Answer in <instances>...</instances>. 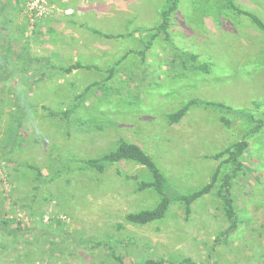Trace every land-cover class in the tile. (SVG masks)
Segmentation results:
<instances>
[{
  "label": "rangeland",
  "instance_id": "obj_1",
  "mask_svg": "<svg viewBox=\"0 0 264 264\" xmlns=\"http://www.w3.org/2000/svg\"><path fill=\"white\" fill-rule=\"evenodd\" d=\"M51 4L34 31L58 28L48 21L56 17ZM174 4L169 30L160 32L162 13ZM89 6L99 9H91L86 22L67 21L56 31L64 38L49 32L33 37L30 25L27 37L16 27L8 30L10 40L50 64L41 62L35 93L30 84L14 93L9 84L1 89L0 168L9 173L10 188L0 185V221L15 220L29 234L17 239L18 253L26 255L19 261L7 233L15 226L0 224L6 245L0 264H119L108 247L128 264H264V0H90ZM94 28L119 37L83 42L80 36L90 38ZM11 61L21 67L26 53L16 50ZM73 64L86 69L72 75L58 69ZM192 101L232 110L193 105L171 125L169 116ZM11 117L20 120L11 125L17 131L10 140ZM243 140L249 148L232 190L240 225L226 242L217 241L229 225L219 184L192 205L190 216L174 201L162 221L135 226L126 216L160 201L154 190H139L152 182V173L127 160L103 173L85 164L115 152L120 142L135 144L174 191L190 195L209 184L220 165L207 157ZM5 162L17 170L9 172ZM28 166L39 169L42 179ZM233 171L223 166L222 176ZM35 237L54 253L24 244ZM98 243L103 246L94 248Z\"/></svg>",
  "mask_w": 264,
  "mask_h": 264
},
{
  "label": "trees",
  "instance_id": "obj_2",
  "mask_svg": "<svg viewBox=\"0 0 264 264\" xmlns=\"http://www.w3.org/2000/svg\"><path fill=\"white\" fill-rule=\"evenodd\" d=\"M33 0H0V93H5L4 90L1 91V89H6L4 86L6 84H9L8 90L11 93L15 92V88L18 87L20 84L22 85H28L30 84V92L32 93V88L35 87L36 83L39 81L38 79V73L41 72L44 67L41 65V62L44 61L48 63L49 61L47 59L40 60L37 56H32L30 53V49H26L24 46L25 45H19L17 43H14V40H10L9 37L7 36L8 30L11 27H16L18 29V32H22L23 36H26L25 32H28V26L30 25L28 21V13L29 11L26 9V4L24 2H32ZM48 1V0H47ZM49 6L50 1L47 2ZM25 5V6H24ZM52 5V4H51ZM50 5V6H51ZM51 8V7H50ZM176 9L175 4L170 7L167 12L162 13V23L159 27V31L163 33H167L170 25V17L172 16V11ZM174 12V11H173ZM46 12H43V16L40 19H36L34 22L33 26L30 25L32 28V35L33 37L40 36L44 33H38L36 30L37 27H39V22L41 21L42 18H46ZM20 18L24 19L23 22L19 23ZM26 20V21H25ZM254 22L257 25H260L257 21V19H254ZM20 24V25H18ZM7 31V32H6ZM49 33H52V30ZM45 32V30H43ZM93 33L100 36L101 38L105 39H112L114 37H119V36H112V35H103L100 34L98 31L93 30ZM167 38V37H166ZM9 39V40H8ZM16 50L18 52H21L24 54L26 53V61H24V65L20 66H14L12 67V61H11V55L15 54ZM16 59H18L17 55ZM193 58V57H192ZM50 64V62H49ZM48 64V65H49ZM47 65V66H48ZM53 67L51 64L50 67ZM91 67L88 66V69ZM58 69H60L58 67ZM84 70L86 69V66L82 64H75L70 67H61V70L65 72V74L69 75L72 74L73 71L75 70ZM3 85V87H2ZM93 87L91 85L88 87L85 91V93H88V91ZM1 97L3 95H0V104H1ZM11 100H15V97H12ZM203 105L206 108H212L216 110H220L222 112H230L232 109L230 107L224 106L223 104H216V103H200L198 101H192L188 106L185 108L179 110L175 114H172L169 116V123L171 125L178 124L182 118L186 115L188 112L189 106L193 105ZM67 113V112H66ZM15 120H20V117L12 118L11 117V124L10 126V135L9 139H12V136L14 133L17 131V126H11ZM221 122H223L224 126H228L230 121L226 120V118L222 117ZM258 130L260 129V126L257 127ZM9 130V128H8ZM13 131V133H12ZM249 148V143L247 140L240 141L238 143H235L228 148H226L223 152L213 156V157H207V159H212L220 162L219 167L217 168L215 174L212 176L211 181L209 184L204 186L202 189L190 194V195H182L179 194L178 192L174 191L168 182V179L164 176V174L160 171V169L157 167L155 162L152 160V158L138 145L131 144V143H125V142H120L117 146V149L115 152L104 156L101 159H96V160H90L86 162L85 164L87 165L88 168L95 169L100 173H103L105 169L108 167V165H112L115 163H118L120 161H131L134 162L138 165L146 167L151 173L153 180L152 182L149 183H141L139 185V190L140 191H145V190H154L160 197V201L157 204V206L152 209V210H145V211H140L137 213H130L126 216L127 222L130 224H133L135 226H145L157 221H162L172 203L175 202H180L185 206V211L186 215L190 216L192 213V205L197 202L199 199H201L204 196L210 195L214 188L219 184V188L217 191V197L220 200L224 212V216L228 222V227L225 229V231L221 232L219 237L217 238L218 242H226L230 237H232L234 234H236L239 230V225H240V219L236 210L235 206V200H234V195H233V187H234V179L237 177V173L241 171L243 165H242V160L241 158L244 156L245 152ZM6 154L7 151H9V147L6 149ZM226 165H232L234 167V171L225 174L222 176L223 173V166ZM31 170H34L37 172L38 177L36 180H40L39 176L41 175V172L39 169L28 166ZM5 175L8 178V173H5ZM40 185L35 188V190H39ZM41 222H43L44 214H41ZM50 220H54L51 219ZM58 224L60 225H66V222L61 221L57 218L55 220ZM0 224L3 228H11L15 226V229L7 231L8 236H13L14 237V242H11V245L13 248L16 250L15 257L17 260H23L26 255H21L18 253L20 251V245L16 244L18 243L17 239L21 238V233L24 234H29L27 230L22 229L19 223H17L15 220H1ZM35 229V228H34ZM29 230V229H28ZM30 231V230H29ZM33 233L34 230H32ZM42 237H35L32 240H27L26 243H24L27 246L37 248L42 252H48L50 254H53L56 248H49L45 249L42 245H37L40 240H42ZM3 241L0 239V251H3L5 249L6 245L2 243ZM125 241H123L124 243ZM91 244H88L87 247H90ZM103 246L102 244L98 243L94 245L93 247H101ZM110 250L113 252V258L118 262L119 264H128L126 263V260L124 257L126 256H117L115 253L116 250H114L111 247H108ZM24 256V257H23ZM87 259L90 261L91 258L86 256ZM28 258V257H27ZM188 262V260H187ZM140 264V263H139ZM144 264H165L164 260H158L155 261L153 259L147 260Z\"/></svg>",
  "mask_w": 264,
  "mask_h": 264
},
{
  "label": "crops",
  "instance_id": "obj_3",
  "mask_svg": "<svg viewBox=\"0 0 264 264\" xmlns=\"http://www.w3.org/2000/svg\"><path fill=\"white\" fill-rule=\"evenodd\" d=\"M51 1V3L52 4H56L55 6L57 7V10L54 12L55 14L54 15H56V17H50V19L48 20L49 22H52V21H54V23L56 24V26H58V28L57 29H55L53 26L52 27H47V28H44V27H42V28H44V30H45V32H43V33H46V34H49L48 32H50V31H48V30H52V33H55L56 35H58L60 38L62 37V38H64V36H63V34H57V30H60V31H62V29L64 28V26H65V23L64 22H67V21H70V22H74V20H79V21H85V20H87V16L89 15L90 16V10L91 9H99V6H93V7H90L89 6V3H90V0H50ZM25 4L27 3V2H24ZM25 6V5H24ZM23 22V19L22 18H20V20H19V23H21V22ZM47 21V22H48ZM86 22V21H85ZM18 25H20V24H18ZM40 27V26H39ZM76 27H78V26H76ZM82 29V28H81ZM93 30H95V31H97L95 28L93 29ZM93 30L92 31H90L91 32V35H90V38H87V36H89V35H86V36H80L81 37V39L83 40V42L85 41V39L86 40H90V43H93V39H95V38H100L98 35H96V34H94L93 33ZM169 30V29H168ZM115 36H118L117 34L115 35ZM39 38V37H38ZM46 39H47V43H49V38H47L46 37ZM82 42V44L80 43L79 45L81 46V47H85V45L87 46L88 45V43H83ZM59 45H67L66 43H64V42H59ZM94 44H92V46H93ZM91 46V47H92ZM76 50H78V51H82V50H85V48H76ZM68 54H69V52H68ZM54 56H56V57H58L59 59H60V57L62 56L61 54H59V53H57V54H54ZM47 59V58H46ZM171 59V58H170ZM48 61H49V59H47ZM171 61H172V59H171ZM73 65H75V64H73ZM70 67V66H69ZM164 68H165V70H167V71H170L171 70V67H170V65L169 64H167L166 66H164ZM60 71H62L61 69H59ZM80 70H82V69H80ZM80 70H75V71H73V72H78V71H80ZM83 71V70H82ZM63 72V71H62ZM72 72V73H73ZM52 75H53V73H52ZM70 75V74H69ZM72 75V74H71ZM36 91H33L32 93H35ZM14 115V114H13ZM15 116V115H14ZM5 157V156H4ZM9 157H11V156H9ZM8 157V159H11V158H9ZM7 157H5L4 159H6ZM7 163H11V162H5V164H7ZM11 166H10V168L11 169H9V172L10 171H16L17 169H16V167L17 166H14V165H12V163L10 164ZM12 166H13V168H12ZM9 174V173H8Z\"/></svg>",
  "mask_w": 264,
  "mask_h": 264
},
{
  "label": "built area",
  "instance_id": "obj_4",
  "mask_svg": "<svg viewBox=\"0 0 264 264\" xmlns=\"http://www.w3.org/2000/svg\"><path fill=\"white\" fill-rule=\"evenodd\" d=\"M47 0H33L32 2H28L26 5V9L29 11L28 13V21L29 24L33 26L36 19H40L43 16V12L47 8ZM0 185L5 188H10V182L7 176L5 175L2 168H0Z\"/></svg>",
  "mask_w": 264,
  "mask_h": 264
}]
</instances>
